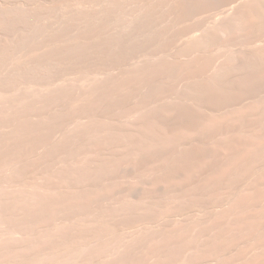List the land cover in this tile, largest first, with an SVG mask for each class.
I'll use <instances>...</instances> for the list:
<instances>
[{
	"label": "bare ground",
	"instance_id": "bare-ground-1",
	"mask_svg": "<svg viewBox=\"0 0 264 264\" xmlns=\"http://www.w3.org/2000/svg\"><path fill=\"white\" fill-rule=\"evenodd\" d=\"M16 1L0 264H264V0Z\"/></svg>",
	"mask_w": 264,
	"mask_h": 264
},
{
	"label": "rangeland",
	"instance_id": "rangeland-1",
	"mask_svg": "<svg viewBox=\"0 0 264 264\" xmlns=\"http://www.w3.org/2000/svg\"><path fill=\"white\" fill-rule=\"evenodd\" d=\"M3 1H4V0H0V3H3ZM8 1H9V0H8ZM11 1H12V2H13V1L17 2L16 0H11ZM11 1H9L10 4H7L8 2H7V0H5L3 4H4V5L7 4L8 6H12V5H14L15 2L12 3ZM6 2H7V3H6ZM11 4H12V5H11ZM16 4H19V3L17 2ZM227 190H228V189H227ZM229 190H230V189H229ZM161 200H162V201H161ZM161 200H159V202L157 201V203L154 202L155 205L158 204V206H156L157 208L154 206V203L152 204L153 207L156 208V210H155V209L152 207V205H150V204H149V206H151V210L149 209L150 207L148 208V205H146L147 207H146L145 209H144V207H142L143 210H144L143 214H145V215H143L142 213H141L142 215L139 214V212H142V211H143L142 208H140L141 211H139V212L137 211V214H138L139 216H138L137 214L135 215L136 212H135L134 214L132 213L134 216H137V219H138V220L136 219V220H137V224H136V222H135L134 225H135L136 227H138V225H139V226H140V225L142 226V225H144L145 222H147V221H150V222H147V223H149V224H153V223L156 224V221H157V222H165V221L168 222L169 219L171 220L173 214H175L176 211H177V210H176V208H177L176 206L178 205V203H177V205H176V203H173L172 200L167 201V202H169V204L171 205V206H170V205L167 203V206H168L169 208H171V209H170L171 211H170L169 213H171L172 211L175 212V213L172 212V213H171V216H170L169 213L167 212V211H169V210H168L169 208L166 207V208L164 209V205H163V204H165V201H166V200H164V199H161ZM163 201H164V202H163ZM160 202H162L163 204H162V203L160 204ZM171 203H172V204H171ZM174 204H175V207H172V205H174ZM188 204H189V203H187L186 206H184V204H183V205H181V207H182V208H183V207L186 208ZM159 205H160L161 209H160ZM165 205H166V204H165ZM162 206H163V207H162ZM179 206H180V205H179ZM179 206H178V207H179ZM190 206H191V207H190ZM158 207H159V208H158ZM181 207H180V208H181ZM188 207H189V208H193V206L190 205V204L188 205ZM188 207H187V208H188ZM147 208H148V209H147ZM162 208H163V209H162ZM172 208H174L176 211L173 210ZM180 208H177V209H180ZM146 210H147V211L149 210V211L147 212ZM153 210H155V212H152ZM157 210H158V211H157ZM150 212H151V213H150ZM156 212H159V213H160V212H161V213H162V212H166V215H165V213H162V214L160 213V214H159V213H156ZM148 213H150V214H148ZM126 214H127V213H126ZM132 214H131V215H132ZM151 214H153V218H154V219L151 218V217H149V216H152ZM120 215H121L123 218H122ZM120 215H116V217L114 216V218H115L116 220L119 219V220H117L118 222L115 221V222L118 224L117 227H120V225L122 224V222H123L122 219H124V221H125L124 223H126V222H127L128 224H129L130 222L134 223V222H133V217H134V216L132 217L130 214H129V215H130L131 217H130L128 214H127V215H125V214H120ZM146 215H148V216H146ZM155 215H156V216H155ZM157 215H158V217H159V215H160L159 219L162 218L163 220L161 219V220L159 221ZM167 215H168V216H167ZM117 216H118L119 218H117ZM124 216H125L126 219L124 218ZM141 216L145 217V219L143 218L145 222L143 221V219H141V221H140L139 217L141 218ZM164 216H165V217H164ZM120 217H121L122 219H121ZM127 217H128V218L130 217V220H131V221L128 219L130 222H128ZM148 217H149V218H148ZM155 217H156V218H155ZM167 217H168V218H167ZM114 218H113V220H114ZM147 218H148V219H147ZM150 218L153 219V221H151ZM164 218H165V219H164ZM120 219H121V222H120ZM146 219H147V220H146ZM155 219H156V221H155ZM157 219H158V220H157ZM126 220H127V221H126ZM139 221H140L141 223H140ZM142 221H143V222H142ZM151 222H153V223H151ZM147 223H146V224H147ZM78 224H79V223H78ZM119 224H120V225H119ZM130 224H131V223H130ZM146 224H145V225H146ZM54 225H55V224H53V225H52V224H51V225H50V224L46 225V226H48L49 228L46 227L45 225H43V227L40 226L39 228H40L42 231H41L40 229H39V230H40L41 232L37 230V231H38V233H37L35 230H32V231H34V232H32V233H33V234H36V233L39 234V233H40V235H41V234H43L45 231L48 230V231H50V233H51V235H52L51 230L53 231V229H55V228H54ZM76 225H77V224H76ZM123 225H124V224H123ZM123 225H122V227H120V228H125V227H126V224H125L124 227H123ZM44 226H45V227H44ZM50 226H51V227H50ZM52 226H53V227H52ZM56 226H58V224H56ZM135 226H134V227H135ZM44 228H45V229L47 228V229L45 230ZM49 229H50V230H49ZM43 230H45V231H43ZM48 231H47V232H48ZM54 231H55V230H54ZM54 231H53V232H54ZM35 232H36V233H35ZM42 232H43V233H42ZM47 232H46V233H47ZM46 233H44V235H45ZM48 233H49V232H48ZM50 233H49V235H50ZM53 234H54V235H52V237L50 236L51 238H50V237H47L48 235H45L47 239L42 238V239H44L43 241L45 242V240H48V239H49V242H51L50 239H52V241H54L55 239H57V237L55 236V233H53ZM44 235H41V236H44ZM54 236H55V237H54ZM47 242H48V241H47ZM168 261L170 262V264H174V263L176 264V263H177V261L175 262V260H174V261H173V260H171V261H170V260H167V261H165V262H167V263L169 264ZM165 262H163V263H165ZM171 262H172V263H171ZM173 262H174V263H173ZM177 264H178V263H177Z\"/></svg>",
	"mask_w": 264,
	"mask_h": 264
}]
</instances>
